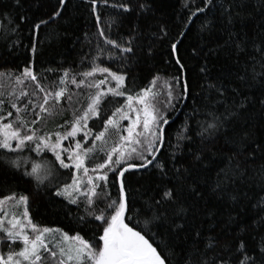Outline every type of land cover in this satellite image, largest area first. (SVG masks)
<instances>
[{
  "label": "trees",
  "instance_id": "1",
  "mask_svg": "<svg viewBox=\"0 0 264 264\" xmlns=\"http://www.w3.org/2000/svg\"><path fill=\"white\" fill-rule=\"evenodd\" d=\"M112 4H127L131 11L124 12ZM141 4L146 6L144 10ZM96 5L94 13L92 0H65L64 6L59 0H0L2 116L6 118L8 111L14 115L10 103L15 102L18 108L24 107L26 120L35 118L38 109L28 112V103L36 101L32 92L40 95V91L30 79L16 83L25 68L31 69L46 91L56 88L65 71L70 73L67 94L74 110L61 103L60 113L55 110L49 116L54 127L60 124L67 130L72 118L86 108L94 90L86 85L77 87L71 80L74 77L79 83L83 79L80 73L93 66L124 75L122 90L126 95L152 87L157 94L153 103L160 113L166 119L177 114L165 126L157 155L166 174L153 165L126 173L130 207L125 223L157 248L165 264H219L222 259L239 264L244 255L259 260V249L264 246V0H213L203 12L198 9L204 7V0H108L107 4L96 0ZM57 11L60 15L52 19ZM42 20L47 23L35 28ZM105 38L131 46L133 51L121 53L106 44ZM173 44L177 45L175 53ZM99 77L102 75L97 73L89 80L98 81ZM184 84L189 87L187 94L182 92ZM209 85H216L224 95ZM22 89L28 95L17 99ZM66 98L63 100L67 102ZM125 98H104L99 117L88 121L93 135L104 129V121ZM241 102L242 110L235 107ZM225 106L238 115L226 123L223 131L227 135H198L211 121L210 113L226 114ZM109 133L105 151L119 139L111 129ZM244 133L248 135L242 144L233 142ZM33 149L30 143L16 152L0 149V200L25 196L29 217L40 229L58 230L69 237L79 234L87 242L99 244L103 229L93 215L101 210L110 214L107 204L118 200L115 174L108 173L106 187L98 182L91 208L81 196L76 197L77 204H71L64 194L55 195L69 184L71 169L61 168L51 152L38 155ZM145 156L152 158L146 152ZM230 156H235L231 167L234 169L238 162L242 175L217 187L218 173L226 168ZM43 158L54 166L49 179L24 174ZM105 158V152L98 151L87 160V167L91 169ZM13 161L18 166H13ZM130 163L139 165L142 161ZM176 169H180L179 179ZM166 188L175 190L176 202L148 210L147 203L160 199ZM178 209H183L179 215ZM177 224L182 228H176ZM210 242L214 247H208ZM241 243L245 248L237 251ZM0 250L1 254L7 251L5 243L0 242Z\"/></svg>",
  "mask_w": 264,
  "mask_h": 264
},
{
  "label": "snow or ice",
  "instance_id": "2",
  "mask_svg": "<svg viewBox=\"0 0 264 264\" xmlns=\"http://www.w3.org/2000/svg\"><path fill=\"white\" fill-rule=\"evenodd\" d=\"M107 4L108 0H104ZM213 0H204V7L198 9V11L203 12ZM59 5L64 6L65 0H59ZM114 8H122L124 12H130L131 8L127 4H112L110 5ZM96 0H92V11L96 12ZM146 6L144 4L140 5V9L144 10ZM227 8L225 12H227ZM60 15L59 11L53 14L52 19ZM196 15V13H192ZM191 19V17L189 18ZM98 26H99V16H97ZM232 22L231 13H229V23ZM47 21H40V23L35 25V28L39 29L41 24H46ZM207 27V25H205ZM163 31V29H162ZM104 36V33H100ZM105 43L111 45L112 48H119L121 53H130L133 51L131 46L124 47L119 45L115 40L105 38ZM131 40L129 41V45ZM237 48L240 45L237 44ZM173 52L177 50V45H172ZM35 49H33L34 51ZM264 51V50H261ZM179 64L180 61L177 60ZM203 71V69H202ZM97 73L104 75L103 79L98 81H90L89 78L95 77ZM3 73H0L2 76ZM70 73L65 71L63 76L60 78L59 84L64 85ZM83 77L77 82L73 77L71 83L75 84L77 87L86 85L89 88H95L96 92L94 95L89 96V103L83 112L76 116L71 124V130L67 131L63 135L56 133V141L52 143L50 137L46 134L44 136H37L35 130L28 129L31 134L22 133L21 129L24 128L25 123L22 118V110L17 107V104L13 102L11 107L16 109L17 122L13 123H0V149H6L9 152H16L23 150L29 143H35V148L33 151L39 154L44 149L51 151L55 156L56 161L59 162L61 168H74L79 171H83L86 181V190L82 189L84 185V180L79 178L75 173L73 174L72 184L65 185L63 190L56 191V196H61L62 194H67L69 203L77 204L78 200L74 198V194H79L86 198L87 205L89 208L93 206V198L97 195V188L100 187L98 182H104L105 187L109 179L108 173L112 172L115 174V180L119 184V197L118 200H112L107 204V209L111 210V213L106 215V210H101L100 214L93 215L89 212V215H93L96 221H99L102 226V234L99 235V244L93 245L90 242L84 240L79 234L69 237L65 235L63 237L64 241L71 240L67 246L61 244L58 247V251L54 250V247L46 242V234L53 231L49 228L40 229L36 224H34L29 217L27 210V197L21 196L17 201V204L25 205V210L22 217L19 214H12L10 218L6 221L0 218V242H6L10 248H12L17 243L21 244L22 247L16 251H9L6 255H0V264H165V261L161 258L157 251V248L145 238L144 235L139 231H135L132 227H129L125 223V213L129 210V204L126 195V173L132 172L137 168L147 169L149 165H153L155 168L159 169L161 174H166V169L162 163L158 161L157 156L154 154L160 150L155 147L157 142H163L165 138V129L163 125L169 123L156 107L153 101L156 98V93L153 91L152 87L147 89H142L140 93L136 95L128 94L126 95L124 89L125 87V76L111 71L107 67L93 66L90 71L80 73ZM110 78V79H109ZM26 79H30L34 84L36 89L44 92L43 102L38 105L40 113H50V109L47 107L49 105L50 99L53 100L55 104H58L61 98L65 94V88H58L54 92L46 91L45 88L37 82L36 75L31 71L30 68H25L23 73L16 77L17 84H23ZM177 83H179L180 78L177 77ZM87 82V84H86ZM115 82V87H106V90H101L102 85H108ZM156 80L152 81V85L155 86ZM210 89H215L220 93L221 96L224 92L221 91L216 85H209ZM189 87L187 84L183 85L182 92L187 94ZM28 93L23 90L20 91L17 99L23 96H27ZM111 96L113 98L125 97V104L116 107L115 111L112 112L104 121V130L99 131L95 134L92 140V147H82L79 141L76 142L74 149L61 148L62 140L68 139L69 137L75 138L81 129H86L84 132V140L87 141L88 137L92 135L91 129L88 126V120L91 117H99L101 104L104 98ZM169 105L172 100L171 89L168 91ZM4 101L0 100V104ZM264 104V100L261 101ZM169 105H166L169 106ZM139 106V107H137ZM237 109H244L243 102L235 106ZM226 114L221 113L217 116L214 112L210 113L212 119L207 122L206 127L202 126V131L198 133L202 138L207 134L208 136L215 137L217 133L221 135H227L223 131L226 123L232 122L238 119L236 111L229 110L227 106ZM131 114H135V118H132ZM12 115L11 112L8 114ZM0 119H4L0 117ZM37 119H40V114H37ZM129 121L127 127H121L120 121ZM36 121H33L35 123ZM142 131L138 130L141 129ZM109 129L119 137L118 142H114L110 149L105 151L103 145L107 143L106 137L111 135ZM122 133H127L123 135ZM247 133L243 136H239L238 139L234 140V143L242 144L247 139ZM185 139L187 137H180ZM12 141H15V147L12 146ZM101 142V147L97 148V142ZM97 151H104L106 158L102 162L96 163L95 167L89 169L86 167V160L92 158ZM61 152L68 153V160L71 163H65L64 159L61 158ZM151 156V159H147L145 156ZM240 153L237 152L236 155ZM196 160L200 159L199 155L195 156ZM133 160H140L142 163L136 165L130 163ZM235 156H230L228 158V163L225 169H221V173H218V183L217 187H220L222 183H227L230 179L235 177L240 173V165L237 162L235 168L231 166ZM154 161L156 162L154 164ZM13 166H18L17 161H13ZM91 171L94 176H89L88 173ZM39 172V165L33 164L31 172H25V175L36 176ZM177 179L180 178V169H176ZM71 190V191H69ZM7 200H13L14 197H7ZM176 202V192L173 189H165L163 195L160 199L155 200L154 203L148 202V210L155 211L157 206H163L166 203ZM5 200H0V205H3ZM2 210V209H0ZM183 209L177 210V215L182 212ZM162 215V213H161ZM5 217H8V213H4ZM157 219L159 216L156 217ZM81 219H85L81 217ZM176 228H182V225L177 224ZM197 235H199L197 233ZM209 248L214 247L213 243L208 244ZM245 246L241 243L237 247V251H241ZM47 254V255H45ZM49 257L51 260H49ZM219 264H229L227 260H220ZM239 264H264V246L259 249V260L248 255H244L243 259L239 261Z\"/></svg>",
  "mask_w": 264,
  "mask_h": 264
},
{
  "label": "rangeland",
  "instance_id": "3",
  "mask_svg": "<svg viewBox=\"0 0 264 264\" xmlns=\"http://www.w3.org/2000/svg\"><path fill=\"white\" fill-rule=\"evenodd\" d=\"M105 75L106 74L102 75V78L99 77L98 80L99 79H103ZM59 81L57 83L56 88L53 91H50V92H54V91L58 90V88H65V94L61 98L60 102L58 104H55V107H53V104L55 102L50 99L49 105L47 107L50 109V113L51 114L55 110L56 111H59V113H60V111L62 110L61 109L62 108L61 103H67V105H64L65 108H67V106H68V108H72V110H74L73 106H75V105H72L73 103L70 102L71 101V98H70L71 96L68 97V94H67V91H68L67 84L65 83L64 85H60L59 84ZM106 87H115V82H112V83H110L108 85H102L101 86V90H106ZM22 90L24 92H27L28 93V91L26 89H22ZM38 91H40V90H38ZM95 92H96V89L94 88V90L91 91L90 93H91V95H94ZM19 93H20V91H19ZM19 93H18V95H19ZM44 94L45 93L44 92H41V91H40V95L37 94V93H35V92H32V95H34L33 97L36 99V101L33 102V103H28L29 106H30L28 112H30L32 110H36V109H38V110H37V113L35 115V118H33L32 121L31 120H26V118L22 116V118L24 120V123H25V126H24V128L21 129V131H22V133L25 132L26 134H31L30 132H28V129H33V130H35L37 136H44V135L47 134L50 137L51 142L52 143H55V141H56V135L55 134L56 133H60L61 135H63L64 133H66L67 131H70L71 129L67 130V129L63 128V125H60V124L59 125H56L54 127L53 126L54 125V122H52L51 118H49V116H50L49 112L42 113V114L40 113V109H39L38 105L43 102V96H44ZM66 95H67V98H66L67 102L63 100ZM68 99H70V100H68ZM125 101H126V98L124 99L123 104H125ZM88 103H89V99L87 101V105H88ZM11 104L12 103H10V105ZM59 105H61V106H59ZM87 105H86V107H87ZM137 107H139V106H137ZM23 108L24 107H22L20 109L22 110ZM78 108H79L78 106L75 107V109H78ZM12 110L15 111L14 112V115L12 114V116H9L8 115L9 114V111H8V113H7L8 116L5 118V114H3V116L1 114L2 111H1V107H0V117H3L4 118V119H0V123H13V124H16V122H17L16 109L13 108ZM76 113H77V111H76ZM37 114H40V119H37ZM131 115H132V118L134 119L135 118V114H131ZM72 120H74V118H72ZM33 121H36V122L33 123ZM71 122H73V121H71ZM36 123H38V126H35ZM128 123H129V121H126V120H121L120 121V125H121L122 128L123 127H127L128 126ZM138 130L142 131V128L141 129H138ZM85 131H86V129H81V131L77 134V136L74 139L71 138V137H69L68 139L62 140V142H61V148L62 149H67V148H73L74 149L75 144H76L77 141H79L81 143L82 147H92V143L91 142L94 139V136L95 135H93V134L90 135L88 137L87 141H85L84 140V132ZM123 135H127V133H123ZM30 144H32L33 148H35V146H36L35 143H30ZM12 146L15 147V141H12ZM100 147H101V142L98 141L97 142V148L99 149ZM46 151H48V150L47 149H44L38 155H41L42 152H46ZM48 152H51V151H48ZM61 158L64 159L65 163H71V161L68 160V153L67 152H61ZM86 162H87V160H86ZM86 162H85V164H86ZM36 165H39V172H38L37 175L40 178L49 179L50 176L53 174V170H54L53 167L54 166H53L52 161L50 159L43 158L38 163H36ZM86 167H87V164H86ZM69 169H71L72 176H71V180H70V182H69L68 185L72 184L73 174L75 173L79 178H81V179L84 180V185H82V189L86 190L87 177L84 176L83 171L81 170V171L77 172V170L74 169V168H69ZM90 172L91 171H89L88 175L89 176H92L90 174ZM69 191H71V190H69ZM64 195L67 196V194H64ZM78 196H80V195L79 194H74V198H76ZM81 197H83V196H81ZM18 200H5V203L3 205H0V209H2V210H0V218L5 219V221H6L8 218L11 217L12 214H19L22 217V214H23V212L25 210V205H23V204H19L18 205L17 204V201ZM26 207H27V205H26ZM4 213H8L9 216L8 217H5L4 216ZM65 235L66 234H64V233H62V232H60L58 230H53V231H51V232H49V233L46 234V242L50 245V247H54V250L58 251V247L57 246H59L61 244L67 246L69 243H72L71 240H69L67 242L64 241L63 237ZM3 243H5V247H7V251H5L3 253L4 255H6L9 251H12L13 249L16 250V251H18L22 247L21 244L17 243L12 248H10L6 242H3ZM0 251H2V250H0ZM3 254L0 253V255H3ZM45 255H47V254H45ZM49 260H51L50 257H49Z\"/></svg>",
  "mask_w": 264,
  "mask_h": 264
},
{
  "label": "water",
  "instance_id": "4",
  "mask_svg": "<svg viewBox=\"0 0 264 264\" xmlns=\"http://www.w3.org/2000/svg\"><path fill=\"white\" fill-rule=\"evenodd\" d=\"M196 14H197V13H196ZM194 16H195V15H194ZM194 16H193V17H194ZM193 17H192V18H193ZM179 111H180V109H179ZM179 111H178V112H179ZM176 115H177V114H175L174 117L168 119V121L171 122V121L176 117ZM166 125H167V124H166ZM166 125H163L164 129H165V126H166ZM162 145H163V142H162V143L160 142V144H159V146H158V149H159V150L161 149ZM158 153H159V152H156L155 155L157 156ZM149 166H150V165H149ZM137 169H144V168H137Z\"/></svg>",
  "mask_w": 264,
  "mask_h": 264
}]
</instances>
